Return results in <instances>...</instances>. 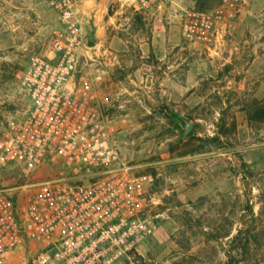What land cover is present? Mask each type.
<instances>
[{
    "label": "rangeland",
    "instance_id": "rangeland-1",
    "mask_svg": "<svg viewBox=\"0 0 264 264\" xmlns=\"http://www.w3.org/2000/svg\"><path fill=\"white\" fill-rule=\"evenodd\" d=\"M241 1L215 51L184 42L178 27L184 8H210L219 0H173L157 16L129 11L128 22L117 26L131 42L129 56L121 64L94 66L97 91L109 97L126 153L156 179L154 233L114 264H227L229 250L238 252L229 237L240 228V254L248 242L252 264H264V120L251 119L264 100V0ZM56 25L43 0H0V129L23 107L22 71L30 55L46 52ZM163 40L179 43L176 73L187 87L188 79L197 81L195 98H184L189 92L174 98L172 82H158L157 45ZM140 42L152 45L146 57L152 67H141L142 75L153 74L147 81L133 74L144 59ZM50 174L45 167L25 178L10 169L0 172V186ZM237 258L228 264H242ZM18 262L17 256L9 259Z\"/></svg>",
    "mask_w": 264,
    "mask_h": 264
},
{
    "label": "built area",
    "instance_id": "built-area-1",
    "mask_svg": "<svg viewBox=\"0 0 264 264\" xmlns=\"http://www.w3.org/2000/svg\"><path fill=\"white\" fill-rule=\"evenodd\" d=\"M43 1L57 25L46 52L30 55L22 71L23 107L0 129V172L29 178L48 167L52 174L0 186V264L12 256L17 264H114L154 233L156 179L131 161L109 97L97 91L94 66L118 56L89 39L79 11L88 0ZM241 2L184 8L182 40L215 51ZM172 3L111 0L110 8L157 16Z\"/></svg>",
    "mask_w": 264,
    "mask_h": 264
},
{
    "label": "crops",
    "instance_id": "crops-1",
    "mask_svg": "<svg viewBox=\"0 0 264 264\" xmlns=\"http://www.w3.org/2000/svg\"><path fill=\"white\" fill-rule=\"evenodd\" d=\"M110 2L111 0H88V1H82L80 3L79 11L82 14L84 21H85V26L89 28V39L93 42H100L103 43L107 46H109L115 53L118 55V59L113 62H103L104 64H121L125 61V59L129 56V51L131 42L127 40V38H123L120 35V32L123 33V30H118V27L122 21L128 22L129 19V9L123 10V15H118L115 14L113 10L110 8ZM171 6V5H170ZM168 8V7H167ZM166 8V9H167ZM122 12V11H120ZM117 19L119 21L115 22ZM118 23V24H117ZM128 24V23H126ZM160 27L159 29H161ZM180 29V23L179 27ZM160 36H162V31L159 32ZM132 36V35H131ZM140 50L144 52V54H141L140 57L144 58L141 61L140 66L138 65L137 62V67L133 70V74L136 76L138 75L137 79L139 80L140 78H145L144 80H148L151 75L148 73L143 75L141 74V67H152V60L146 59L148 57L150 51H151V46L148 43L145 42H140L139 44ZM179 43H169V42H164L160 41L157 45L158 50H160V54L158 53L157 55L159 56L158 59L161 61L158 63L157 67L159 70L158 75H157V80L160 84L166 86V82H172L173 90L171 91V95L174 98H180L184 93L182 92H189L186 93L184 98L187 99H193L195 98L196 91L192 90L193 87L196 86L197 81L191 79H188L189 82H191L189 87L186 85H183V80L180 74L176 73V68H179L180 66V61L179 58H181V53H180V47H178ZM146 50L148 53H146ZM170 60H173L170 63ZM162 67H172L173 72L170 73L169 71L167 72ZM145 72V71H144ZM194 82V83H192ZM177 90H180L179 95H177ZM190 90V91H189ZM165 91V90H164ZM203 96V95H202Z\"/></svg>",
    "mask_w": 264,
    "mask_h": 264
},
{
    "label": "trees",
    "instance_id": "trees-1",
    "mask_svg": "<svg viewBox=\"0 0 264 264\" xmlns=\"http://www.w3.org/2000/svg\"><path fill=\"white\" fill-rule=\"evenodd\" d=\"M251 119L264 120V100L261 101L260 103H258V105L255 107V109L252 111ZM244 164L245 163H241V166H244ZM231 232H232V228H231V230H229L227 236H230ZM239 235H242V229L241 228L238 229L237 234L232 235L231 237H229L230 241L233 243V248L232 249L234 250V252H235V249H237L239 253L237 252V254L234 255L232 253V250L231 251L229 250V252L227 254V260H228L227 262L231 263L233 261H238V260H236V258H237L238 254H239V255H241L240 262L242 264H252L256 260V258L253 257L254 255L252 256L251 254H249L250 244L248 242L245 243L246 244L245 252L240 254V251L244 247H239V244H241L240 243L241 241L236 243ZM247 248H248V250L246 251ZM237 259H239V258H237Z\"/></svg>",
    "mask_w": 264,
    "mask_h": 264
}]
</instances>
